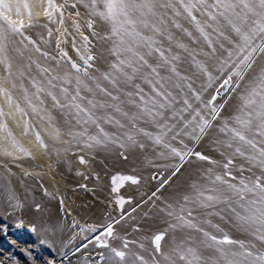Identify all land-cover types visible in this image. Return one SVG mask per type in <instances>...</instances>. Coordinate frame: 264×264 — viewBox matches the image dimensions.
I'll return each instance as SVG.
<instances>
[{
  "label": "snow or ice",
  "instance_id": "6c2138e0",
  "mask_svg": "<svg viewBox=\"0 0 264 264\" xmlns=\"http://www.w3.org/2000/svg\"><path fill=\"white\" fill-rule=\"evenodd\" d=\"M69 40L78 59L68 53ZM0 68L6 174L20 155L33 156L16 129L58 159L80 153L88 164L85 151L115 147L122 159L138 150L151 168L168 172L153 171L157 186L127 210L133 196L117 195L118 212L109 208L102 222L73 217L67 238L72 210L63 197L55 213L34 200L40 223L27 228L37 241L23 247L12 241L17 251H0V264H92L89 245L108 250L107 257L96 254L95 264H264V248L233 239L210 219L235 221L264 244V0H0ZM201 142L223 160L198 150ZM192 159L202 163L198 175L165 196ZM141 180L117 173L113 191ZM141 206L147 210L138 221L132 214ZM0 207V219L25 207L10 181L0 187ZM126 219L135 232L153 220L164 226L130 240L115 227ZM15 223L25 226L20 217ZM0 232L7 234V223ZM117 237L120 247L110 242Z\"/></svg>",
  "mask_w": 264,
  "mask_h": 264
},
{
  "label": "rangeland",
  "instance_id": "374dc122",
  "mask_svg": "<svg viewBox=\"0 0 264 264\" xmlns=\"http://www.w3.org/2000/svg\"><path fill=\"white\" fill-rule=\"evenodd\" d=\"M65 46L67 47L69 55H71L74 59H78L75 51L71 48L70 40L69 43ZM103 59L104 57L98 59V66L103 65ZM2 71L3 69L0 68V72ZM235 104V100L231 101L225 114L231 112L232 108L235 107ZM16 132L18 139L25 147L29 148L32 152L38 148L34 147V145L37 146V142L35 141L34 137L22 135L19 129H16ZM197 148L198 150L213 154L214 156H216L217 159L223 160V157H221L215 151L214 147L211 144H208L207 142H201L197 146ZM38 152L44 153L47 159H49L47 161L49 163H42L41 165L39 163L36 164V159H33V156L28 157L25 155H20L19 159L16 162L9 164V167L12 169L11 175L6 174L4 170L0 168V187L4 186L7 181H10L11 186L14 187L21 201L25 205L23 210L8 215L6 219H0V224L7 223L8 225L7 234L0 232V251H17V249H14L12 247V241H15L21 247H23L25 244H33L37 241V234L30 232V230L27 228V223L29 221L36 222L39 227V217L36 216L31 210V205L34 200L39 201L42 205H44L46 209L50 210L53 213H55L59 208L60 197H63V199H65L64 207L66 208L74 204V201H79L77 203L78 205H75V210H72L66 216V228L64 232V238H67L68 236H70L71 231H73V229L71 228V221L73 216L71 215L77 214L78 218L76 219L79 221L80 217L82 222L85 221V217H82L81 214L84 215V213L80 214L81 211L91 210L92 208H95L96 205H103V214L101 216L99 215V218L97 217L91 219V222H94V220L95 222H102L104 219V212L108 211L109 208L112 209V215H116V213L118 212V205L115 203V197L117 195H123L125 197L129 195L133 196V202H125L124 207L125 210H127L130 206H134L135 203L139 202V199L144 193H150L151 190L155 189V187L157 186V181L151 178V173L153 171H164V175H168V172L163 169L158 170L151 168L149 165H147L145 163V153L140 152L138 150H130L127 154L128 159L125 160L120 157L119 149L112 147L110 149H97L95 152L92 153L85 151L83 154L85 155V159L89 160L88 164H82L77 159V157L74 158L76 154L80 155V153H68L69 155L73 156L72 160L76 162L75 166L74 164H72V166L76 168V174L73 176V178L69 179L71 172L68 174L69 176L57 175V173H59V165L57 164L59 163V160L54 153L49 154L43 152L42 150H39ZM0 159H4V157L0 156ZM237 162L239 163L243 161L238 160ZM13 164L19 166L22 165L23 167H27L28 170L22 171V169L14 167ZM200 167H202V163L195 159H192L190 163H187L184 168H182L181 174L179 175V179L174 177L173 181L170 182V185H166L165 189L162 190L165 196L176 194V188L182 186V181L187 178L188 183L191 179L195 178L198 175L197 169H199ZM31 169H36L43 176V178L41 179L37 175L38 173L31 172ZM25 172H28L29 175H25ZM51 172H55V174H52ZM117 173L121 175H141V183L139 185H135L132 184V182L130 181H125L120 186L119 191L115 192L113 191L114 185L112 183V177L115 176ZM51 175L54 176L56 181L59 180L60 182L57 184H53L50 179ZM55 175L57 176V178L55 177ZM97 176L99 177V179H97ZM80 180L84 182L83 186L78 183V181L80 182ZM58 184H60L61 186ZM68 186H74L75 188H72L71 190V188H69ZM44 188H47L48 192L51 193V195L45 194L43 191ZM59 188H61V190ZM58 190L60 192H58ZM89 191H91L92 194L94 192V194L98 196L92 198V200H94L93 203L88 202L89 200L85 201V197L88 195L90 196L91 194ZM134 195L138 196L134 197ZM139 210L146 211L147 208L145 206H141V208L137 209L135 213H137ZM4 211L5 209L3 207H0V217H3ZM135 213H133L132 215H134ZM63 215L64 213L61 212V216ZM17 217H20L25 220L24 227L17 226V224L15 223ZM92 217L94 216H88V218ZM210 219L213 221V224H220L221 228H225L226 226L231 225V223L220 220L218 217L215 216L210 217ZM136 220H138V218H136ZM125 221H121L119 225L115 226L117 233L118 227L123 226ZM132 222L133 221H129V223ZM234 222L235 221L232 222V226L234 227V230L237 232V234L244 236V239L254 243L257 249L264 248V244H262L257 238L251 236L248 231L244 230L236 222ZM149 228L150 225H146L145 230H148ZM209 228L212 229L210 231L216 234L217 229L213 228L211 225H209ZM132 233L136 232L132 230ZM196 235L199 234L197 233ZM80 240L81 237L78 236L77 242H79ZM110 242L113 244L114 247L121 246V240L118 237L116 239L110 238ZM99 252H104L105 256H108L107 249H102L94 247L93 245H89L88 253L89 259L92 261V264H95L96 260L98 259V256L96 254ZM56 255L57 259H60L59 254L57 253ZM77 255L79 256V254ZM73 264H77V260L74 259ZM104 264H107V262H104Z\"/></svg>",
  "mask_w": 264,
  "mask_h": 264
},
{
  "label": "bare ground",
  "instance_id": "6f19581e",
  "mask_svg": "<svg viewBox=\"0 0 264 264\" xmlns=\"http://www.w3.org/2000/svg\"><path fill=\"white\" fill-rule=\"evenodd\" d=\"M106 59H107V56L105 55L104 56V59H103V64L105 63V61H106ZM106 128H108V130H114V129H112V127L111 126H106ZM93 131L95 130V129H92ZM19 131L21 132V130L19 129ZM20 132H19V134H20ZM35 144V143H34ZM34 147H36L37 148V146H35L34 145ZM31 148V147H30ZM35 148V149H36ZM39 151V149L37 148L36 150H34L33 151V159H36L35 160V162H36V164H42V163H49V162H47L49 159H47V157L45 156V154L44 153H39L38 152ZM78 156V154H76L75 156H74V158L75 157H77ZM72 158H73V156L72 155H69V154H66V155H62V157L60 158V159H58L59 160V163H57L58 165H59V173H57V175H59V176H69L68 174L71 172V175H70V177H69V179H71V178H73V176L76 174V171H75V163L76 162H74L73 160H72ZM57 159V158H56ZM28 161V160H27ZM26 162V161H25ZM16 164V163H15ZM15 164H13V166L14 167H16V168H19V169H22V171H24V170H28V168L27 167H23L22 165V167L21 166H19V165H15ZM72 164H74V166H72ZM47 167V166H46ZM49 169V168H48ZM31 172H33V173H38L39 175V177L42 179L43 178V176L36 170V169H31ZM44 173V172H43ZM52 173V172H51ZM54 174H55V172H53ZM52 173V174H53ZM46 175H47V173H46ZM50 175V174H49ZM55 177L57 178V176L55 175ZM48 178V177H47ZM50 179H51V181L53 182V184H57V183H59L60 181L59 180H57L56 181V179L54 178V176H50ZM70 181V180H69ZM78 183H80L82 186L84 185V182H82L81 180H80V182L78 181ZM187 184V178L186 179H184L183 181H182V186H180V187H177L176 188V192L177 193H179L180 192V189H181V191H183L184 190V188H185V186H186V184ZM58 185H60V184H58ZM61 186V185H60ZM57 187V186H56ZM66 187V186H65ZM69 187V186H68ZM58 188V187H57ZM63 188V187H62ZM69 188H71V190H72V188H75L74 186H71V187H69ZM60 190H61V188H59ZM128 189V188H127ZM57 190V189H56ZM131 190V189H130ZM57 192V191H56ZM58 192H60L59 190H58ZM57 192V193H58ZM91 194H90V196L88 195V196H86L85 197V201H87V200H89L88 202H90V203H93L94 202V200H92V198L93 197H98L97 195H95L94 194V192H93V194H92V192L91 191H89ZM55 193V192H54ZM134 193V192H133ZM136 196H138V195H136ZM135 195H134V197H136ZM95 199H97V198H95ZM65 200V199H64ZM75 203L74 204H72L71 206H69L68 208H70L71 210H75V205L79 202L78 200H76V201H74ZM83 203H84V201H83ZM78 205V204H77ZM103 205H96V207L95 208H92L91 210H87V211H81L80 212V214L81 213H84V215L83 214H81L82 215V217H85L84 218V220L85 221H82L83 223L84 222H91V219H94V218H99L102 214H103ZM75 212V211H74ZM76 213V212H75ZM94 216V217H92V218H88V216ZM100 215V216H99ZM71 216H73V217H75V218H78V215L76 214H74V215H71ZM133 216H135L136 218H138V220L140 219H143V210H139L137 213H135ZM79 221L81 222V219H80V217H79ZM129 221L131 222L132 220H126L125 222H124V225L123 226H119L118 227V233H119V236L120 237H122V236H124L125 235V233H127V237H128V239H130V240H141L144 236H146V235H148L149 234V232L150 231H154V230H156V229H159V228H162L164 225L160 222V220H153V221H149L148 222V226L150 225V228L148 229V230H144L143 232H136V233H132V230H131V224L133 223H129ZM81 222V223H82ZM94 222H95V220H94ZM218 222V221H217ZM235 223V222H234ZM122 225V224H121ZM202 226L203 227H205L207 230H212L211 228H209V225H207V224H202ZM223 230H224V232H226L227 234H229V235H231L232 237H233V239H242V240H245L246 242H248L246 239H244V236H242V235H240V234H237V232L234 230V227L232 226V223H231V225H229V226H226L225 228H222ZM222 233H220L218 230H216V235H221ZM119 238V237H118ZM120 239V238H119ZM143 242L145 243V245L147 246L148 244H149V241H147V240H143ZM131 248H133L135 251H138V252H141V254H143V255H145L146 257L148 256V253L147 252H145V251H143V250H141V249H139L136 245H131L130 246ZM231 247H236V246H231ZM200 251H201V253L202 254H204V255H215V252H214V250H212V249H200Z\"/></svg>",
  "mask_w": 264,
  "mask_h": 264
}]
</instances>
